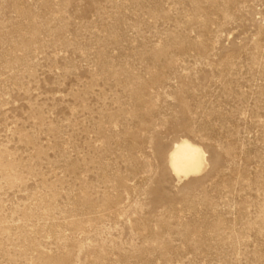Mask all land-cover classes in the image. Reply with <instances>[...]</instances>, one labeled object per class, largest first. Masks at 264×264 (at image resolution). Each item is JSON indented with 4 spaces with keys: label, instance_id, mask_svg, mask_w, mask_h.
<instances>
[{
    "label": "rangeland",
    "instance_id": "rangeland-1",
    "mask_svg": "<svg viewBox=\"0 0 264 264\" xmlns=\"http://www.w3.org/2000/svg\"><path fill=\"white\" fill-rule=\"evenodd\" d=\"M0 264H264V0H0Z\"/></svg>",
    "mask_w": 264,
    "mask_h": 264
},
{
    "label": "bare ground",
    "instance_id": "bare-ground-1",
    "mask_svg": "<svg viewBox=\"0 0 264 264\" xmlns=\"http://www.w3.org/2000/svg\"><path fill=\"white\" fill-rule=\"evenodd\" d=\"M171 164L178 172L197 170L203 163V152L196 146L184 142L175 146Z\"/></svg>",
    "mask_w": 264,
    "mask_h": 264
}]
</instances>
